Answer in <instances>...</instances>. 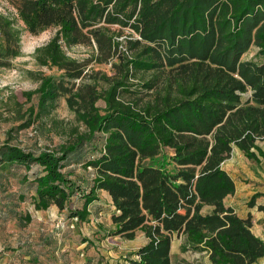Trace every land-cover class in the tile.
<instances>
[{"label": "trees", "instance_id": "1", "mask_svg": "<svg viewBox=\"0 0 264 264\" xmlns=\"http://www.w3.org/2000/svg\"><path fill=\"white\" fill-rule=\"evenodd\" d=\"M9 1L17 18L0 11V67L21 54L24 30L55 27L35 57L61 71L41 73L38 87L24 93L38 101L19 126L50 113L61 96L84 126L38 152L0 144V165L25 168L35 209L54 205L84 222L105 190L113 206L108 235L147 237L130 264H172L177 235L183 251H205L212 264L259 263L264 238L251 215L226 205L236 184L223 163L234 146L253 160L264 156L257 142L264 139V0ZM74 45L91 52L74 57L64 47ZM253 45L258 59H243ZM93 63H110L111 72ZM98 136L103 145L84 162L93 172L83 188L66 161ZM17 207L11 216L25 226L32 215Z\"/></svg>", "mask_w": 264, "mask_h": 264}, {"label": "rangeland", "instance_id": "2", "mask_svg": "<svg viewBox=\"0 0 264 264\" xmlns=\"http://www.w3.org/2000/svg\"><path fill=\"white\" fill-rule=\"evenodd\" d=\"M0 11L17 18V10L9 0H0ZM17 23L21 26L24 25L20 19H17ZM55 32V27H49L38 33L24 30L21 39V54L11 59L10 66L0 67V144L9 142L38 152L42 148L54 147L71 139L74 128L84 129L81 121L77 119L76 113L69 108L65 96L58 98L55 108L47 115L34 117L28 126H19L30 116L28 107L32 104L36 106L38 101L37 94H33L32 98L28 99L24 93L38 87L41 73L57 77L61 74L57 67L40 65L35 57L36 48L45 44ZM127 33L126 29L120 38H123ZM64 47L68 54L77 58L86 57L91 52V48L86 45ZM242 57L243 59H258V47L251 46ZM91 66L108 73L111 72L110 63H93ZM100 103L103 104L102 101ZM102 145V136H98L92 143L85 144L75 154L70 155L66 161L64 169L72 170L71 178L83 188L88 185L90 173L93 172L92 168H85L84 162L97 154ZM258 145L264 150V139L259 140ZM226 167L241 188V192L245 193V189L250 188L262 189L263 194L260 195V199H264V156L260 155L259 161H256L247 157L240 150H236L226 161ZM25 171V168L19 165H0V243H4L6 251L20 248L28 239L39 243V240H33V237L38 236L40 232L45 235L44 240H50L48 245L49 243H54V245L60 243L59 245L63 247L68 240V243H72L73 247H76L79 244H76L78 238L87 235L90 238L89 242L91 241L89 247L91 252L94 253L96 245L102 247L103 241H101L100 234L93 233L95 222L92 217L88 221L80 223L75 217L69 220L63 213L57 214L51 210L38 211L35 209L31 204V195L34 193L33 184L22 180ZM21 193L25 194V200H20ZM252 196L248 197L244 194L242 197L247 201L241 203L250 205ZM101 197L105 198L103 195ZM230 200L231 197H228L227 202H231ZM13 203H20L18 206L20 211L31 213V222H26L25 226H21L17 217L11 216L12 213L9 209L17 207ZM245 208L243 206L240 210L244 212ZM1 211H6L8 217L5 218ZM256 226L264 232V218L257 221ZM65 237H67L66 241L63 239ZM180 239L177 237L175 240L171 255L172 264L181 260H185L189 264H209L205 253L195 250L183 251ZM110 243L114 246L110 249L111 252L121 254L122 250L123 254L119 256L126 259L127 263L129 253L132 251L131 245L127 244L125 238L119 239L118 237L112 240L110 238ZM40 245L41 243L35 244L34 247L41 248ZM83 247L85 246L83 245ZM124 254L126 257L123 256Z\"/></svg>", "mask_w": 264, "mask_h": 264}, {"label": "crops", "instance_id": "3", "mask_svg": "<svg viewBox=\"0 0 264 264\" xmlns=\"http://www.w3.org/2000/svg\"><path fill=\"white\" fill-rule=\"evenodd\" d=\"M236 150H240L242 153H244L239 147L234 146L230 156ZM230 156L223 163V167L227 171L228 169L226 167V161L229 160ZM235 184H236V191L234 194L228 195L225 198L226 205L232 206L235 209V211L242 217H248L249 215H251L253 219V226H252L253 231L257 235L264 238L263 230L260 227L256 226L257 221H259L261 218H264V210L258 208L259 204H264V199H260L261 194L256 198V203L253 206L247 204L243 205L241 203L247 201V199H244V197H242L244 194L245 196L251 197L254 193L257 192L263 194V190L250 188V189H245L246 192L244 193L243 191L241 192V188L236 182ZM101 195H103L105 198L103 199ZM99 196L100 198L95 200L94 203H91L90 205L91 213L89 218L92 217L95 222V225H93L94 227L93 233H99L100 238L102 239L101 241H103L102 247L96 245L94 253L91 252V249L89 248L91 241L89 242L90 238L87 235L86 236L82 235L78 238L76 244L77 243L79 244L76 247H73L72 243H68L69 241L67 240V237H65L63 239L65 241L67 240V242L62 247L59 245L60 243L58 245H54V243H49L48 245V241L50 240L48 239L44 240L45 235L42 232H40L38 233V236L36 235L35 238L33 237V240L38 239L39 243H41L40 245L41 248L34 247L35 244L39 245V243H34V241H30V239H28V241L24 243V245H22L20 248L9 251L5 250L4 243H0V264H130L129 261H127L126 263V259L124 260L122 257L119 256L123 254L122 250H121V254H113L110 250L114 247L110 243V238L112 240L115 237H118L119 239L125 237H122L120 235H114V236L108 235V232L112 227V220H111V213L113 212L112 199L109 193L105 190H101L99 192ZM228 197H231L230 200L231 202H227ZM243 206L246 207L244 212L240 210L241 207ZM209 209H210L209 206L204 207V211H208ZM46 210H51L52 212H56L57 214L63 213L64 215H66L65 211H59L57 207H55L54 205L50 206ZM38 211H42V210H38ZM68 219L71 220L70 217H68ZM84 222H80V223H84ZM177 237L181 238L180 246L184 240L183 235L174 236L171 245V255H172V251L174 250L175 240ZM125 241L127 242L128 245H131L130 249L132 251L129 253L130 254L129 257H134L133 252L147 242V237L142 230H138L134 238L132 239L125 238ZM28 243L29 244L31 243L32 247H27L26 245ZM83 245L85 247H83ZM120 247L122 248V245H120ZM200 253H205L208 258L209 264H212L211 261L209 260L208 254L205 251H201ZM123 256L126 257L125 254ZM259 262L260 264L263 263L264 258H261Z\"/></svg>", "mask_w": 264, "mask_h": 264}]
</instances>
